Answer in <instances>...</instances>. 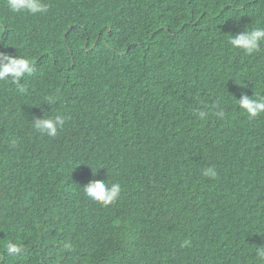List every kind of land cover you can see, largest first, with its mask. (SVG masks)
<instances>
[{
    "label": "trees",
    "instance_id": "1",
    "mask_svg": "<svg viewBox=\"0 0 264 264\" xmlns=\"http://www.w3.org/2000/svg\"><path fill=\"white\" fill-rule=\"evenodd\" d=\"M43 2L0 0V51L35 69L0 81V264H264V114L236 100L264 96V43H228L264 27V0ZM42 111L65 118L55 138ZM93 178L119 199H88Z\"/></svg>",
    "mask_w": 264,
    "mask_h": 264
},
{
    "label": "clouds",
    "instance_id": "2",
    "mask_svg": "<svg viewBox=\"0 0 264 264\" xmlns=\"http://www.w3.org/2000/svg\"><path fill=\"white\" fill-rule=\"evenodd\" d=\"M7 6L14 13H30L43 14L48 11V5L43 0H7ZM228 43L234 49L242 50L245 55H253L261 51V44L264 43V27L245 28L243 31L237 32L229 37ZM34 65L30 58L26 56H13L7 52L0 51V81L11 82L23 90L20 82L26 77L34 73ZM237 100V107L245 112L249 119H255L264 114V96H248L245 93L240 94ZM50 105L54 103V98L49 97L45 102ZM218 118L223 119L225 112L223 109L215 113ZM200 118H206V113L201 112ZM32 126L42 135L49 138H55L58 132L65 124V118L62 115L45 117L44 111L41 116H32ZM97 173V172H96ZM93 174V177H95ZM203 175L210 178H216L217 172L214 167H206ZM85 196L93 202L103 207L114 204L122 193V186L119 182L107 184L102 179H90L83 186ZM190 245V241L182 242L181 247ZM7 254L11 256L19 255L23 249L18 242L9 241L5 245ZM63 248L71 251V242H65ZM255 253L260 261H264V245L256 246Z\"/></svg>",
    "mask_w": 264,
    "mask_h": 264
}]
</instances>
